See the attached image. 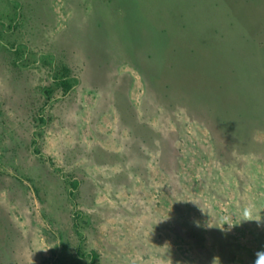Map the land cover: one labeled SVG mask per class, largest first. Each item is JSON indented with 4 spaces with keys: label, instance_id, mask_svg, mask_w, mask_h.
Returning <instances> with one entry per match:
<instances>
[{
    "label": "rangeland",
    "instance_id": "1",
    "mask_svg": "<svg viewBox=\"0 0 264 264\" xmlns=\"http://www.w3.org/2000/svg\"><path fill=\"white\" fill-rule=\"evenodd\" d=\"M90 250L264 251V0H0V264Z\"/></svg>",
    "mask_w": 264,
    "mask_h": 264
},
{
    "label": "trees",
    "instance_id": "2",
    "mask_svg": "<svg viewBox=\"0 0 264 264\" xmlns=\"http://www.w3.org/2000/svg\"><path fill=\"white\" fill-rule=\"evenodd\" d=\"M62 81V80H61ZM70 184V189L68 190V193L70 194V196H73L74 194V191L75 189L77 188L78 186V180H71L69 182ZM76 217L79 218L80 217V214H76ZM75 225H77V223H74ZM81 235V234H80ZM77 252H79L81 255L82 254H85L84 252H82V249H81V246H80V243L78 244L77 246ZM87 255L89 256L90 258V264H95L96 262V257H97V253L94 251V250H90Z\"/></svg>",
    "mask_w": 264,
    "mask_h": 264
},
{
    "label": "clouds",
    "instance_id": "3",
    "mask_svg": "<svg viewBox=\"0 0 264 264\" xmlns=\"http://www.w3.org/2000/svg\"><path fill=\"white\" fill-rule=\"evenodd\" d=\"M241 220H244V221L255 220V221L259 222L260 221V217L258 219H254L253 216H252L251 209H246L244 211V213H243V218ZM232 225L233 224H229L230 227ZM254 264H264V251H258L256 253V258H255Z\"/></svg>",
    "mask_w": 264,
    "mask_h": 264
}]
</instances>
